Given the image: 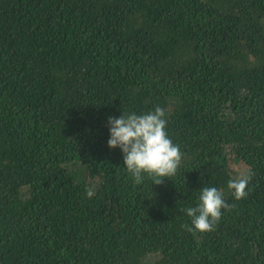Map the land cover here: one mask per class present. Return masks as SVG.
Here are the masks:
<instances>
[{"label": "trees", "instance_id": "obj_1", "mask_svg": "<svg viewBox=\"0 0 264 264\" xmlns=\"http://www.w3.org/2000/svg\"><path fill=\"white\" fill-rule=\"evenodd\" d=\"M156 106L182 161L137 184L107 118ZM0 264H264V0H0Z\"/></svg>", "mask_w": 264, "mask_h": 264}, {"label": "clouds", "instance_id": "obj_2", "mask_svg": "<svg viewBox=\"0 0 264 264\" xmlns=\"http://www.w3.org/2000/svg\"><path fill=\"white\" fill-rule=\"evenodd\" d=\"M166 125V113L160 106L141 114L129 112L107 118V145L120 150L123 165L137 184L145 175L152 178L153 184H160L165 177L177 174L183 153L168 136ZM247 183L248 176L244 174L229 181L236 199L246 197ZM87 195L92 196L93 192L90 190ZM227 207L223 193L217 187H203L195 206L184 209L191 218L192 226L188 230L201 233L212 231L222 216V210Z\"/></svg>", "mask_w": 264, "mask_h": 264}]
</instances>
